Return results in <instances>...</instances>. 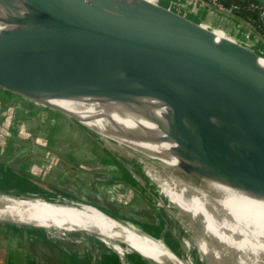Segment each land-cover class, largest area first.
<instances>
[{
    "label": "water",
    "instance_id": "obj_1",
    "mask_svg": "<svg viewBox=\"0 0 264 264\" xmlns=\"http://www.w3.org/2000/svg\"><path fill=\"white\" fill-rule=\"evenodd\" d=\"M23 3L25 13L0 18L15 24L0 31V104L81 124L43 97L154 96L170 106L168 133L183 171L264 190V34L257 27L231 15L258 39L251 47L147 0Z\"/></svg>",
    "mask_w": 264,
    "mask_h": 264
},
{
    "label": "bare ground",
    "instance_id": "obj_2",
    "mask_svg": "<svg viewBox=\"0 0 264 264\" xmlns=\"http://www.w3.org/2000/svg\"><path fill=\"white\" fill-rule=\"evenodd\" d=\"M147 1L176 9L166 0ZM12 2L14 6L0 2V18L26 12L23 0ZM198 22L221 36L239 38L214 24L212 16ZM13 26L0 20V31ZM260 61L264 63V58ZM43 98L68 110L97 135L126 165L133 181L155 196L159 210L183 221L191 233L182 238V247L176 246L155 229L139 227L123 216L72 196L61 202L58 195L43 190L23 189L14 194L0 189V221L44 229L60 248L65 264H73L65 255L82 264L80 257L85 252L94 261L101 257V264H264V190L234 183L227 177H198L183 171L172 150L176 142L168 133L170 106L165 101L150 95L124 100L90 95ZM61 203L70 209L56 207ZM83 233L104 242L103 254L93 252ZM147 233L156 242L149 243ZM68 241L87 245L83 254L74 248L70 251ZM192 248L198 251L197 262Z\"/></svg>",
    "mask_w": 264,
    "mask_h": 264
},
{
    "label": "crops",
    "instance_id": "obj_3",
    "mask_svg": "<svg viewBox=\"0 0 264 264\" xmlns=\"http://www.w3.org/2000/svg\"><path fill=\"white\" fill-rule=\"evenodd\" d=\"M168 3L200 19L212 16L214 24L240 36H242L240 31L248 30L247 26L238 17L219 13L207 2L168 0ZM250 40L258 43V39L254 34H250ZM259 43L262 42L259 41ZM0 118L3 121V127H1L0 122V130L4 134L2 135L4 138L0 139V153L4 154L12 149L14 150L17 146L19 148L17 151L21 150L23 152V154H13L10 159L0 160V183L5 182V185L0 186V189L13 192H21V190L25 189L39 193H42L43 190L54 195L61 191L86 201L91 200L89 195L93 193L92 191L95 194H98L96 190H100V193H103L109 184H118L120 189L125 186L132 189L131 184H125L123 168L115 164L106 150H103V152L95 150L90 142L81 144L77 149L75 144L73 148L59 147L58 141L62 139L74 141L76 134L51 132L52 134L48 133L43 136L36 131L37 137H34L31 134L34 133L33 128L35 126L43 127L44 118L32 113L12 109L3 104H0ZM56 119L61 118L50 117L47 119L49 129L57 130L63 127L64 124ZM31 123L34 124L31 125ZM23 125L24 127L28 125L26 128H29L26 129L29 130L26 135L11 133V130L16 128L22 129ZM80 135L84 137L83 133H80ZM81 137L78 138V142H81ZM83 142L86 141L83 140ZM87 158L89 160L94 158L95 161L101 162L108 171L92 170L91 167L86 165L88 162ZM1 166L4 168H1ZM108 166H111V168H107ZM102 206L108 208L106 205ZM28 235L34 236L26 229L13 227L0 221V264H39L28 260L24 244V240ZM65 263L58 262L55 264Z\"/></svg>",
    "mask_w": 264,
    "mask_h": 264
},
{
    "label": "rangeland",
    "instance_id": "obj_4",
    "mask_svg": "<svg viewBox=\"0 0 264 264\" xmlns=\"http://www.w3.org/2000/svg\"><path fill=\"white\" fill-rule=\"evenodd\" d=\"M166 1H168V0H166ZM241 35H242V33H241ZM238 39H240L244 42H247L248 43L247 45H249L251 47L253 46L251 44L255 43L249 39H245L243 36H240V35H239ZM258 45L260 47H264L263 43H259ZM39 106H40V108L44 109V107H42L41 105H39ZM42 111H43V114H40L38 116L44 118V121H43L44 126L41 128L35 126L33 128L34 133H31L32 136L37 137L35 134L36 131H37V133H41V135H43V136L48 134V133H51V132L76 134L75 135L76 138L73 139L74 141H66L65 139L58 141L57 143H58L59 147L65 146V148H73L74 144H75V148L77 149L81 146V144L90 142V143H92L93 149L100 150L101 152H103V150L104 151L106 150L107 154L112 158V160L115 162V164L120 166V168H123L124 173H125L124 179L126 180V183L125 182L124 183L125 184L129 183L132 185V189H130L128 187L126 188V186L122 187L120 189V185H118V184H109V186H107V189L104 190L103 193H100V190H96V192L98 194H95L94 191H92L93 193H91L89 195L90 196L89 199H91V200H87L88 202H91L97 206H100L105 210L110 208V209H108V211H111L112 214H118L120 216H123V218L128 220V222H132V223L138 225L139 227L146 226V227H150L152 229H155L159 234L163 233V235L168 239V241H170L171 243H173L176 246L181 245V247H182V243H181L182 238L190 235V233H191L189 228H187L185 226V224L183 223V221H181L180 219L174 218L173 216L171 218V217H169V215L164 213L161 209L159 210V207L154 202L155 196L154 195L152 196L151 194H149L148 189L142 188V186H140L138 183H135L133 181L132 174L127 170L126 165H124L118 157H115V155H113L110 148L106 144H104V142L100 138H98L97 135H95L94 133L89 131L87 128L83 127L81 124H79L78 122H76L72 119H64V118L56 119V120H60L64 124L63 127L59 128L57 130L49 129V127L47 126V121H48L47 119L50 117L47 116L48 114L45 110H42ZM64 121H65V123H64ZM0 122H1V127H3L2 118H0ZM57 123H59V122H57ZM33 124L34 123H31V125H33ZM26 127H28V125H26ZM26 127H24V125H23L21 127L22 129L16 128L15 130H11V133H16V134L20 133L22 136H24L29 131V130H26V129H29ZM2 132L3 131L0 130V139L4 138L2 136V135H4ZM80 133H83L84 137H81L82 134L80 135ZM40 136H38V137H40ZM80 137H81V142H78V138H80ZM83 140L86 142H83ZM17 149H19L18 146L15 147L14 150L12 149L11 151L6 152L4 154L0 153V160L2 159L4 161L5 158H6V160L10 159V158H12L13 154H23V152L21 150L17 151ZM87 160H88V162L86 165L91 167L92 170H100V171L103 170V172L108 171V169H105V165H103L101 162L99 163L98 161H95L94 158L93 159L90 158V160L87 158ZM1 168H4V167L1 166ZM107 168H111V166H108ZM4 185H5V182L0 183V186H4ZM6 193L8 194L9 192H6ZM16 193L18 194L19 192L18 191L14 192V194H16ZM57 195L59 196V200L62 202L63 198H65L66 196H68L70 194L69 193H63V192L59 191V192H57ZM70 196H73V195H70ZM116 198H119V199H116ZM121 198H122V200H121ZM102 205H106L108 208H105V206L103 207ZM56 207H58V208L60 207L62 209H70L68 205H65L62 203L59 206L56 205ZM4 223H6V222H4ZM201 223L203 224V221ZM8 225L13 226V227H17V225L12 224V223L8 224ZM205 227H206V225H205ZM17 228L26 229L30 234L31 233L34 234V236L28 235L24 240L25 248H27L26 250H27V256H28L29 261H31V262L34 261L35 263H39V264H51V263L55 264L58 262H66L61 256L62 254L60 252V248L55 245L54 240L49 237L48 233L44 229H40L37 226H31V225H20ZM141 229H144L146 231L145 228H141ZM144 230H141V231L144 232ZM36 235H37V237H35ZM38 235H40V236H38ZM83 235L85 236L84 238L87 242V245H89V247H91V249H93V252H97V253L101 252L103 254V251L106 248L104 242L99 241L98 239L94 238V236H89L87 233H83ZM146 235H147L146 239H149V243L156 242L152 239V237L148 233ZM67 243H68V245H67L68 249L70 251L72 248H74V249H76L77 253L80 252L82 254L84 252L83 249L87 246L81 242H76V241H68ZM151 246H154V245H151ZM155 247L158 250L163 251V253L165 254L166 257H170V255H168V253L166 251H164V249L161 250L157 246H155ZM192 252L194 255L195 262L199 261L197 249L192 248ZM63 255H65V254H63ZM65 256L70 258V260L72 261L73 264H77L76 260L73 257L68 256V255H65ZM97 259H98L97 261L92 260L91 257L86 252H85V254L81 255V257H80L82 264H101L99 262L101 257H97ZM113 261L116 262V260H114V259H113ZM68 262H70V261H68ZM201 264H204V262L202 261ZM214 264H221V261H219V262L217 261Z\"/></svg>",
    "mask_w": 264,
    "mask_h": 264
},
{
    "label": "trees",
    "instance_id": "obj_5",
    "mask_svg": "<svg viewBox=\"0 0 264 264\" xmlns=\"http://www.w3.org/2000/svg\"><path fill=\"white\" fill-rule=\"evenodd\" d=\"M225 5H237L235 12L251 21L257 29L264 34V18L260 15V7H254L253 4L264 5V0H221Z\"/></svg>",
    "mask_w": 264,
    "mask_h": 264
},
{
    "label": "built area",
    "instance_id": "obj_6",
    "mask_svg": "<svg viewBox=\"0 0 264 264\" xmlns=\"http://www.w3.org/2000/svg\"><path fill=\"white\" fill-rule=\"evenodd\" d=\"M198 1H202V2H207L211 7H213L214 10H217V12L222 13L226 16H231V15H238L235 12V8H237V5H230L227 6L225 5L221 0H198ZM254 7H260V15L262 18H264V5L259 6V4H253ZM241 17V16H240ZM243 18V17H242ZM244 19V18H243ZM247 22H249L250 24L254 25L251 21L245 19ZM255 26V25H254ZM242 33V36L245 39H249L250 40V33L248 30H242L240 31Z\"/></svg>",
    "mask_w": 264,
    "mask_h": 264
}]
</instances>
